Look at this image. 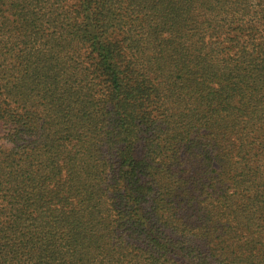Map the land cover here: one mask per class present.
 Wrapping results in <instances>:
<instances>
[{"label": "trees", "instance_id": "1", "mask_svg": "<svg viewBox=\"0 0 264 264\" xmlns=\"http://www.w3.org/2000/svg\"><path fill=\"white\" fill-rule=\"evenodd\" d=\"M0 264H264V0H0Z\"/></svg>", "mask_w": 264, "mask_h": 264}]
</instances>
